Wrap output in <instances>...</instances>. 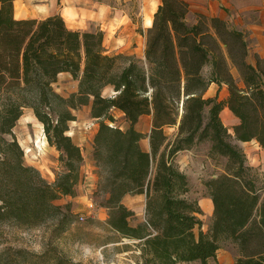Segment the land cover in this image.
Instances as JSON below:
<instances>
[{
    "label": "trees",
    "instance_id": "16d2710c",
    "mask_svg": "<svg viewBox=\"0 0 264 264\" xmlns=\"http://www.w3.org/2000/svg\"><path fill=\"white\" fill-rule=\"evenodd\" d=\"M15 1L0 0V225L32 229L56 221L55 231L62 233L72 224L70 205L55 202L75 197L83 181L82 151L67 133L74 112L90 106L91 118L99 121L92 159L98 190L106 196V225L137 242L140 264H210L222 241L238 249L232 264H264V186L221 119L227 108L238 120L231 128L235 140L255 141L264 152V59L250 50L244 34L204 15L189 24L184 0H160L142 32L140 61L109 54L102 32L70 30L59 15L17 19ZM61 74L78 82L67 98L53 88ZM212 84L225 86L226 97L220 99L219 90L205 97ZM106 89L110 94L103 96ZM25 110L58 153L61 171L53 183L24 162L14 129ZM111 112L123 115L125 130L111 125ZM144 116H151L147 136L135 129ZM166 129L174 130L171 136ZM145 138L149 151L140 144ZM203 143L210 158L226 160L224 173L203 182L213 207L206 233L199 230L202 211L189 199V180L175 164L180 152ZM136 195L145 197L144 222L132 226L134 212L123 200ZM46 256L6 248L0 264H48Z\"/></svg>",
    "mask_w": 264,
    "mask_h": 264
},
{
    "label": "rangeland",
    "instance_id": "374dc122",
    "mask_svg": "<svg viewBox=\"0 0 264 264\" xmlns=\"http://www.w3.org/2000/svg\"><path fill=\"white\" fill-rule=\"evenodd\" d=\"M102 1L110 5V13L104 15L102 19H100V23L95 27L91 26V29L99 30L103 33L104 47L107 52L112 54V52L114 53L119 50L115 47L120 43H115L114 40L118 39V35L120 34L119 32L114 34L112 29V0ZM35 3V0H23L19 2L18 5L19 9L23 11V9H31L32 5H35ZM133 3L134 0L128 2V4H131L130 6H132ZM148 5V11L150 13L154 5L152 0H149ZM40 12L44 13L46 11L41 9ZM132 19H134V22L136 21L135 17H132ZM188 23L190 24V22ZM122 33L125 35L124 32ZM134 45H136L137 48V53L134 54V58L141 61V44ZM124 55L126 56V53ZM125 62V60H120L119 63L123 66ZM232 74L238 85L242 87L237 72L232 70ZM73 81L74 80L69 75H59L56 84L53 86L54 91L60 96L67 98L74 93L75 86ZM109 94V89L103 91V96ZM225 97L221 95L220 99ZM74 114L79 118L77 123H85V129L83 128L82 131H85V136L89 137L90 132L96 127V124H99V121L91 120L90 114L82 107L79 109V112H75ZM111 115H113L116 120L115 123L111 125L118 126L122 130H125L126 123L123 117L115 112H111ZM221 119L223 124L229 128V134L232 136V143L244 152L247 158V164L253 169V173L259 181V185L264 186V152L256 143H243L235 140L233 131L226 123L222 114ZM75 126L78 128V124H75ZM71 127L72 123L69 124V129H71ZM166 132L171 136L173 131L166 130ZM14 133L24 151L25 164L35 168L48 183H53L57 174L61 171L57 160L58 153L54 148L48 146L43 127L35 119L31 110L24 111L23 116L16 124ZM89 143L90 142L87 140L83 149L86 162L91 168H94L93 181L85 179L84 177L86 176H84L73 201H69L67 198H61L55 202L56 205L60 206L70 205L71 212L73 213L72 224L62 233H57L55 231L56 221H48L42 226L32 229L19 228L11 224H2L0 225V252L6 248H13L24 249L38 255L46 254L47 256L45 259L48 260V264H53V257H61L76 264L141 263V252L137 248V242L121 238L119 235L113 233L106 225L108 210L103 207L106 196L98 190L99 170L94 165L92 159L93 146L91 147ZM209 148L208 143L194 146L192 150L197 153V155H194L196 156V163L190 164V162H188L187 165H182V172H187L186 175L191 187L189 199L196 200L197 203H199V199L205 195L203 182L224 173L226 165V160L223 158H210ZM177 167L181 169V167ZM123 203L129 210L134 211V217L130 218L129 221L132 226L144 222L142 215V199L135 196H127ZM200 221L201 226L199 230L206 233L211 223L206 208L202 211ZM199 230L195 231L196 234ZM219 246L220 248L217 252L216 261L210 264H231L238 258V249L231 241H222Z\"/></svg>",
    "mask_w": 264,
    "mask_h": 264
},
{
    "label": "crops",
    "instance_id": "0c3cea01",
    "mask_svg": "<svg viewBox=\"0 0 264 264\" xmlns=\"http://www.w3.org/2000/svg\"><path fill=\"white\" fill-rule=\"evenodd\" d=\"M22 1L23 0H16L14 2V15L17 19L41 20L54 15H59L64 20L66 26L70 30L79 31V32L99 31V30L91 29V26L95 27L96 25H98L100 23V19H102L104 15L109 14L111 9L110 5L104 3L102 0H35L36 3L35 5H32L31 9H23V11H21L19 9L18 3ZM130 1L131 0H112V29L114 31V34L116 32H119L120 34L118 35V39L114 40L115 43H120L115 47L118 48L119 50L114 53L112 52V55H124L126 53V56L134 58L135 57L134 54L137 53V48L136 45L134 44L140 43L142 47L141 61H144L145 36L142 34V32L144 33L148 28H150L152 22L150 19H153V16L158 6L160 5V0H152V3L154 5L152 6L153 8L152 11H150V13L148 11L149 0H134L132 6H130L131 4H128V2ZM184 1L189 6V12L186 17L187 22L193 24L195 22V17L197 15H204L208 18H219L223 20L230 28L242 32L246 38L250 50L253 53H256L260 58L264 59V0H184ZM41 9H44V11L46 12L44 13L40 12ZM132 17L136 18L135 22L134 19H132ZM147 19H149L148 23L146 22ZM121 31L124 32L125 35H123ZM61 75H68V74H61ZM73 84L75 86L74 89V93H75L77 91L78 82L73 81ZM217 92L219 98L221 95L222 97H225L227 94V89L225 86H222L221 89H219L217 85L212 84L209 86L205 94V97H214L216 96ZM82 108L86 109V112L90 114V106H84ZM75 112H79V110ZM224 112L226 114H224ZM118 114L121 117L123 116L119 112ZM221 114L224 116L226 123L229 125V127L232 128L238 123V120L230 113V111L227 108H224ZM74 115L76 117V120L71 122L72 127L71 129H69L67 135L72 138L73 142L78 147H80L82 151V155H83V163L81 165L82 177L86 176L84 177L85 179H90L91 181H93L94 168L93 167L91 168V166H89V164L86 162L83 146L87 142V140L88 142H90L89 144L91 145V147L93 146V138L98 130V124H96V127L92 129V131L90 132V136L86 137L85 131H82V129L85 126V123H81V124L77 123L79 121V118L77 117L76 114ZM91 120L93 119L91 118ZM75 124H78V128H76L77 126H75ZM135 129L140 133L144 134L145 136H147L151 129V116H144L140 118L139 122L135 125ZM166 130H171L174 132L173 129H166ZM245 143H256V142L251 141ZM140 144L144 151H149L147 138L143 139L140 142ZM194 155H197V153L191 149L188 151L180 152L176 156L175 164L181 167V169H179L181 172L183 169L182 165L185 166L188 164V162H190V164L196 163L195 162L196 156ZM184 174L186 175L187 172L185 171ZM80 185L81 184H79L76 187V193L78 192V188L80 187ZM135 197L140 198L143 201L142 215L144 218L145 197L143 195H136ZM64 198H67V200L69 201H73V199H75V197L73 198L64 197ZM125 199L126 197L124 198V200ZM198 205L201 211H203V209L206 208L207 215L211 219L213 207L210 197L208 195H204L199 199Z\"/></svg>",
    "mask_w": 264,
    "mask_h": 264
},
{
    "label": "bare ground",
    "instance_id": "6f19581e",
    "mask_svg": "<svg viewBox=\"0 0 264 264\" xmlns=\"http://www.w3.org/2000/svg\"><path fill=\"white\" fill-rule=\"evenodd\" d=\"M154 11H155V10H154ZM151 13H153V12H151ZM150 15H151V14H150ZM147 17H148V16H147ZM150 18H151V17H150ZM148 20H149V19L146 20L147 23H148ZM150 20L152 21V19H150ZM149 24H150V21H149ZM151 24H152V22H151ZM147 26H148V25H147ZM150 26H151V25H150ZM148 27H149V26H148ZM227 113H228V112H227ZM224 114H226V113L224 112ZM228 115H229V114H228ZM226 116H227V115H226ZM223 117H224V116H223ZM230 118H231V117H230ZM231 120H232V119H231Z\"/></svg>",
    "mask_w": 264,
    "mask_h": 264
},
{
    "label": "built area",
    "instance_id": "2783aa9c",
    "mask_svg": "<svg viewBox=\"0 0 264 264\" xmlns=\"http://www.w3.org/2000/svg\"><path fill=\"white\" fill-rule=\"evenodd\" d=\"M92 125V124H91Z\"/></svg>",
    "mask_w": 264,
    "mask_h": 264
}]
</instances>
